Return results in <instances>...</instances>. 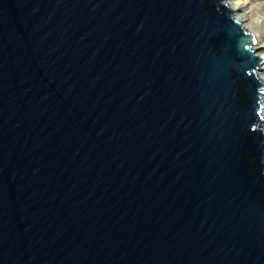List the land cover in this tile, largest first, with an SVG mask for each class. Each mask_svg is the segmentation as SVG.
Listing matches in <instances>:
<instances>
[{
  "label": "water",
  "instance_id": "95a60500",
  "mask_svg": "<svg viewBox=\"0 0 264 264\" xmlns=\"http://www.w3.org/2000/svg\"><path fill=\"white\" fill-rule=\"evenodd\" d=\"M223 0H0V264H264L263 82Z\"/></svg>",
  "mask_w": 264,
  "mask_h": 264
},
{
  "label": "bare ground",
  "instance_id": "6f19581e",
  "mask_svg": "<svg viewBox=\"0 0 264 264\" xmlns=\"http://www.w3.org/2000/svg\"><path fill=\"white\" fill-rule=\"evenodd\" d=\"M227 3L230 10H233L231 13L233 18L241 23V26L248 33L253 34L256 39V42L252 44V50L259 55L260 66H257L254 69V72L257 76V71H255L258 67V76L264 84V8L259 11L260 8L264 7V3H256L255 0H223ZM254 52V54H255ZM258 60V59H257ZM257 76V78H258ZM259 79V78H258ZM262 92H264V88H262ZM261 105H262V117L264 120V93L261 94ZM261 129L264 133V122H262Z\"/></svg>",
  "mask_w": 264,
  "mask_h": 264
},
{
  "label": "rangeland",
  "instance_id": "374dc122",
  "mask_svg": "<svg viewBox=\"0 0 264 264\" xmlns=\"http://www.w3.org/2000/svg\"><path fill=\"white\" fill-rule=\"evenodd\" d=\"M256 1V3H264V0H255ZM228 3V2H227ZM229 4V3H228ZM258 8H260L259 9V11H261V10H263V5H262V7H258ZM262 50H264V48L262 49ZM255 55H256V57H259V55H257L256 54V52H255ZM258 61H259V63H260V59H258ZM258 70H259V67L255 70V71H257V76H258ZM258 78L260 79V77L258 76ZM261 80V79H260Z\"/></svg>",
  "mask_w": 264,
  "mask_h": 264
}]
</instances>
